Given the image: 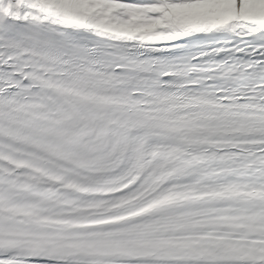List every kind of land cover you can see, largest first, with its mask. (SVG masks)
<instances>
[{
    "label": "snow or ice",
    "instance_id": "obj_1",
    "mask_svg": "<svg viewBox=\"0 0 264 264\" xmlns=\"http://www.w3.org/2000/svg\"><path fill=\"white\" fill-rule=\"evenodd\" d=\"M0 264H264V0H0Z\"/></svg>",
    "mask_w": 264,
    "mask_h": 264
}]
</instances>
